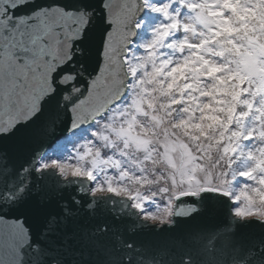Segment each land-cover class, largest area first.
Returning <instances> with one entry per match:
<instances>
[{
	"label": "water",
	"instance_id": "water-1",
	"mask_svg": "<svg viewBox=\"0 0 264 264\" xmlns=\"http://www.w3.org/2000/svg\"><path fill=\"white\" fill-rule=\"evenodd\" d=\"M144 13L143 0H0V264H253L264 248V219L233 213L223 189L174 197L158 222L126 195H91L86 177L37 169L125 96ZM217 231L233 251H209Z\"/></svg>",
	"mask_w": 264,
	"mask_h": 264
},
{
	"label": "rangeland",
	"instance_id": "rangeland-1",
	"mask_svg": "<svg viewBox=\"0 0 264 264\" xmlns=\"http://www.w3.org/2000/svg\"><path fill=\"white\" fill-rule=\"evenodd\" d=\"M144 7L126 56L132 113L125 94L54 146L78 160L39 168L86 177L94 195H126L147 220L169 222L173 198L201 188L231 193L241 218L264 219V0Z\"/></svg>",
	"mask_w": 264,
	"mask_h": 264
},
{
	"label": "trees",
	"instance_id": "trees-1",
	"mask_svg": "<svg viewBox=\"0 0 264 264\" xmlns=\"http://www.w3.org/2000/svg\"><path fill=\"white\" fill-rule=\"evenodd\" d=\"M182 12L183 11L181 10L180 11V14H182ZM177 32H178L179 38H181L182 37V34L184 32L183 31V28L182 27L178 28ZM140 37H141V39H143L144 33H142V35H140L139 38ZM148 38H149V33H147V39ZM135 40H137V38ZM128 53H129V51H128ZM185 53H186V51H185ZM171 54L175 55V57H180L176 53L175 54L174 53H171ZM190 76L191 75L189 73H186V75H185V77H188V78ZM132 97H133V94H132V92L130 90V91L127 92L126 98L123 101L124 105L126 106V113L128 115H130L132 113V108H131V105H130V102H131ZM151 106H153V105H151ZM139 114H140L139 117H141L142 113H139ZM262 124H263V127H264V121H262ZM62 146H63L62 149H57V148L55 149V147H54L49 153L44 154L43 156H41L40 159H39V163H38L39 167L40 166H43V165L50 164V163H54V162H56V164H60V163H63L65 161L71 162V160L72 161L78 160V157H77L78 156V151L75 152L74 149L72 148V146H67L63 141H62ZM201 187H203V186H201ZM230 196H231V193H230ZM142 209L145 210L144 207H142ZM142 209L140 207V213L143 212Z\"/></svg>",
	"mask_w": 264,
	"mask_h": 264
},
{
	"label": "snow or ice",
	"instance_id": "snow-or-ice-1",
	"mask_svg": "<svg viewBox=\"0 0 264 264\" xmlns=\"http://www.w3.org/2000/svg\"><path fill=\"white\" fill-rule=\"evenodd\" d=\"M110 191L117 192L115 189H110ZM159 222H163L162 220ZM200 239H205L204 235L200 236ZM207 245L209 248V251L217 250V251H233L232 248V239L230 235H227L223 231H217L216 233L211 234L207 237ZM238 251V249H236ZM249 259H253V264H264V248H261L259 250V253L257 252H250L249 253Z\"/></svg>",
	"mask_w": 264,
	"mask_h": 264
},
{
	"label": "bare ground",
	"instance_id": "bare-ground-1",
	"mask_svg": "<svg viewBox=\"0 0 264 264\" xmlns=\"http://www.w3.org/2000/svg\"><path fill=\"white\" fill-rule=\"evenodd\" d=\"M53 168H56V167H53ZM37 169H42V168H39V165L37 166ZM57 169V168H56ZM57 172H58V174H60L61 176H62V174L58 171V169H57ZM63 177V176H62ZM63 178H67V177H63ZM187 193V192H186ZM91 195H94V194H92L91 193ZM133 206V205H132ZM140 212V211H139Z\"/></svg>",
	"mask_w": 264,
	"mask_h": 264
}]
</instances>
